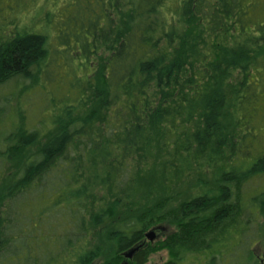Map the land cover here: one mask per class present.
<instances>
[{"label":"trees","instance_id":"trees-1","mask_svg":"<svg viewBox=\"0 0 264 264\" xmlns=\"http://www.w3.org/2000/svg\"><path fill=\"white\" fill-rule=\"evenodd\" d=\"M263 125L257 0H0V264H264Z\"/></svg>","mask_w":264,"mask_h":264},{"label":"rangeland","instance_id":"rangeland-1","mask_svg":"<svg viewBox=\"0 0 264 264\" xmlns=\"http://www.w3.org/2000/svg\"><path fill=\"white\" fill-rule=\"evenodd\" d=\"M257 2L259 3L260 6L264 7V0H257ZM64 13L68 14L69 11L67 10V12L65 11V12H63V14ZM59 73L63 79L64 78L68 79L67 78L68 74L66 71L63 72L61 70V71H59ZM63 73H64V75H63ZM19 101L22 103V108L24 110H26V112L29 113V117L31 120H35V119L37 120V118L39 116H42V117L44 116V114L40 108L39 94L35 93L34 89H31L30 91H26V93L21 94ZM11 104L15 107L17 104V99L16 98L12 99ZM40 112H42V113L40 114ZM157 170L158 169H155L149 175L150 177L149 176L147 177L145 184H143L144 187L141 188L142 191H144V189H145V191L147 189H153L154 190L155 197L148 203V205H149L147 207L148 209L154 207L156 204H158L162 201H165L166 199H169L167 196L172 195L167 191L160 192V190L157 189L158 187H157L156 183L153 181V176L155 174H158V173H156ZM157 182H158V180H157ZM187 184L188 183L185 181V182L179 183V185H176L174 187L173 192L174 193H180V198L175 199L174 202H172L171 206H175L177 204V202L188 193V189H187L188 185ZM51 198H52V196H48V200ZM45 200H46V198H45ZM20 207L25 209V211H23V210L22 211L27 214L28 218H30L31 221H33L31 227L32 228H38V222L35 223L34 219L37 217L36 215L39 212V208H40L39 202H37L36 199H33L32 201L27 200L23 204L19 205L18 208H20ZM165 211H167V210H165ZM165 211H163V212H165ZM163 212L157 211L156 213L151 214L149 219L152 220ZM155 227L156 226H152L148 230V232L151 231L152 228L154 229ZM173 230H174L173 228L168 227V229L163 234L160 233L159 231L156 232L155 230H153L155 232L156 239L154 241H152V243L155 244L158 241L163 240ZM91 240H92L93 248H97L100 251V253H102V255L104 257L110 256L111 253L113 252V250L115 249L114 242L109 240L107 237L106 228L99 229L96 232V234L93 235ZM263 253H264V239L261 241L259 246L255 249V254L257 255V257H261V255ZM104 257H102L99 260L97 259L95 261V264H101L103 262ZM168 259H169V254H168L167 250L164 249V250H160V251L150 255L146 264H161Z\"/></svg>","mask_w":264,"mask_h":264},{"label":"water","instance_id":"water-1","mask_svg":"<svg viewBox=\"0 0 264 264\" xmlns=\"http://www.w3.org/2000/svg\"><path fill=\"white\" fill-rule=\"evenodd\" d=\"M145 238H146V240H148L149 242L154 241L155 238H156L155 232H154L153 230L147 232V233L145 234ZM132 253H133V251H130L129 253H126V254L124 255V257H125L126 259L131 258ZM123 264H126V263H123Z\"/></svg>","mask_w":264,"mask_h":264}]
</instances>
